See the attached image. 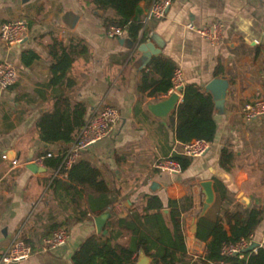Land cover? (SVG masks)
I'll list each match as a JSON object with an SVG mask.
<instances>
[{"label": "crops", "instance_id": "obj_1", "mask_svg": "<svg viewBox=\"0 0 264 264\" xmlns=\"http://www.w3.org/2000/svg\"><path fill=\"white\" fill-rule=\"evenodd\" d=\"M152 2H141L144 14ZM68 11L79 16L75 29L62 23ZM104 16L105 11L92 0H0V24L23 19L31 29L30 39L19 46L8 47L0 41V61L11 62L18 72L13 87L0 88V264H5L2 257L18 236L31 246L33 254L26 261L11 264H73L82 243L93 235L99 236L94 221L98 215L81 221L73 218L77 209L66 197L72 191L70 186L61 188L58 195L52 189L55 179L67 183L66 178L56 177L47 167L48 171L39 175L27 168L43 152L57 154L72 144L46 145L37 128L42 115L53 107L55 92L48 85L52 77L49 52L54 41L74 50L76 60L68 76L75 87L67 95L86 106V119L105 105L120 112L109 138L89 148L80 159L93 164L110 187L120 192L110 209L112 217H127L133 206H143L146 197L155 195L169 210L164 214L170 223L168 203L189 195L193 208L184 215L186 247L193 261L203 260L207 243L200 241L193 230L206 199L202 184L212 182L215 202L204 216L223 220L230 235L229 213L239 208L260 209L263 220L252 241L261 245L264 118L248 122L243 108L264 98V0H174L167 17L151 21L136 42L127 32L122 38L109 37ZM217 22L224 25V38L216 46L187 27ZM154 34L164 47L148 60L138 47L154 43ZM158 49L155 46L153 50ZM26 51L40 56L30 67L21 60ZM157 57L172 61L182 71L185 86L195 84L206 95L209 94L204 88L214 79L226 78L230 82L224 114L215 113L217 133L209 152L191 159L190 166L178 175L154 168L156 161L175 154L178 143L169 123L177 110L167 120L149 110L150 105L172 94L154 98L150 91L141 90L144 77L152 73L150 63ZM224 149L233 153L230 170L221 164ZM4 154L9 160L2 158ZM12 160L19 165L12 166ZM61 194L67 202L61 200ZM58 225L68 228V241L64 246L49 248L47 240Z\"/></svg>", "mask_w": 264, "mask_h": 264}, {"label": "trees", "instance_id": "obj_2", "mask_svg": "<svg viewBox=\"0 0 264 264\" xmlns=\"http://www.w3.org/2000/svg\"><path fill=\"white\" fill-rule=\"evenodd\" d=\"M142 1L144 0H92L97 8L105 11L104 21L108 30L114 26L120 27L126 30L135 42L143 29ZM49 54L52 58V77L48 86L53 88L55 96L52 109L42 115L37 128L40 139L46 145L71 144L83 128L87 116L86 106L67 95V91L75 87L68 73L76 57L71 47L59 41L52 43ZM39 58L37 53L26 51L21 60L25 67H30ZM150 68L152 73L144 77L141 90L150 91V97L154 98L168 95L173 86L172 78L176 65L170 60L157 57L150 63ZM183 96V103L169 122L175 129L177 141L182 144L194 140L212 143L216 137L217 123L211 96L204 94L195 84L186 85ZM172 158L181 163L183 170L191 164V159L176 153ZM232 161L233 153L224 149L222 166L230 170ZM61 165L60 157L50 158L45 162V166L54 173H62ZM66 179L67 183L55 179L52 189L58 195L61 188L70 186L72 191L70 194L66 191V197L77 209L73 217L77 221L110 211L120 197V192L113 190L104 180L102 173L89 162L80 161L75 164ZM61 196V200H65L66 197L62 194ZM168 208L170 223L163 212L165 206L161 198L155 195L146 197L143 206H133L127 217L113 216L106 226L107 236L89 237L75 253L73 264H137L140 254L150 258L151 264H264V246L257 252H246L243 259L239 256L228 258L221 254L225 244H235L253 237L263 220V212L260 209L239 208L229 213L227 220L231 225L230 235L225 230L223 220H212L206 216L199 218L196 237L207 243V254L205 259L193 261L186 247L184 233V215L193 208V199L188 195L180 200H172L168 203ZM52 230L51 237L57 231H68V228L58 225ZM124 239L126 242H122Z\"/></svg>", "mask_w": 264, "mask_h": 264}, {"label": "built area", "instance_id": "obj_3", "mask_svg": "<svg viewBox=\"0 0 264 264\" xmlns=\"http://www.w3.org/2000/svg\"><path fill=\"white\" fill-rule=\"evenodd\" d=\"M174 0H153L149 9L145 12L142 23L143 29L153 20H162L167 17L168 10L172 6ZM188 29L200 37L208 41L212 46L220 44L224 38V25L220 22L211 24L209 26L197 27L194 24H189ZM126 34V30L120 27H111L108 30V35L111 38H122ZM31 37L30 25L23 19H15L4 21L0 24V41L8 47H16ZM18 78V72L14 64L7 61H0V88L7 90L13 87ZM171 94L176 93L180 98H184L183 91L185 82L182 71L176 69L172 78ZM243 115L246 121L251 122L260 118H264V98L257 99L253 102L245 104L243 108ZM120 119V112L112 106H102L95 110L85 121L83 128L78 134L76 140L65 150L56 152H43L35 161L42 167L45 166L46 160L54 157L62 158L61 170L55 172V176H62L67 178L68 172L71 168L80 162L84 152L95 144L109 138L113 132L114 127ZM211 148V143L204 140H194L192 142L182 144L177 143L174 149L176 154L184 156L188 159L200 158L205 156ZM4 160H9V156L4 154ZM12 166L19 165L17 160L11 161ZM154 168L158 171L178 175L183 172L180 162L174 160L172 157L159 159L155 162ZM69 238V232L60 230L54 233L52 237L47 240L49 248H56L64 246ZM253 237L250 240H242L235 244H225L222 247L221 254L224 257L243 258L245 253L253 243ZM264 246V241L260 247ZM33 254V250L25 240L17 237L11 245L7 248L2 257V262L5 264L20 263L28 260Z\"/></svg>", "mask_w": 264, "mask_h": 264}, {"label": "water", "instance_id": "obj_4", "mask_svg": "<svg viewBox=\"0 0 264 264\" xmlns=\"http://www.w3.org/2000/svg\"><path fill=\"white\" fill-rule=\"evenodd\" d=\"M79 20V16L72 12L68 11L63 15L62 23L64 26H66L69 29H75L77 23ZM152 40L154 43H143L138 47V50L142 52L148 60H150L154 55H157L160 53L161 49L164 47L163 43L161 42L158 35L154 34L152 35ZM25 43V42H24ZM23 43V44H24ZM156 44V45H155ZM155 46H157L158 50L155 49ZM150 52V53H149ZM230 87V82L226 78H217L211 81L205 88V92L208 93L215 105V113L217 115L224 114L225 110V103H226V96L228 94ZM180 100V97L178 94L173 93L171 96H169L166 99L161 100L160 102L156 104H152L149 106V110L156 115L157 117L167 120L168 116L173 112L176 111L178 108V102ZM28 170L33 172L34 174H41L47 172L46 167H42L38 165L37 163H30L27 165ZM202 187L204 189V193L206 195L205 203H204V209L203 214L201 217H204V215L207 213L209 208L214 204L215 202V192H214V186L212 182H204L202 184ZM165 214L169 213V210H164ZM112 217V214L110 211H106L103 214H100L98 216L94 217V221L96 224L97 232L99 235L107 234V231L105 230L106 224L108 220ZM194 233L197 232V227L193 230ZM260 244L258 243H252L250 248L247 252H252L257 248H260ZM149 258L146 257L144 254H141L137 264H149Z\"/></svg>", "mask_w": 264, "mask_h": 264}]
</instances>
